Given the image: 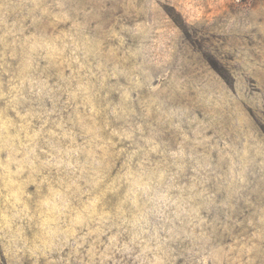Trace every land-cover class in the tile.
Wrapping results in <instances>:
<instances>
[{"label":"rangeland","instance_id":"1","mask_svg":"<svg viewBox=\"0 0 264 264\" xmlns=\"http://www.w3.org/2000/svg\"><path fill=\"white\" fill-rule=\"evenodd\" d=\"M0 264H264V0H0Z\"/></svg>","mask_w":264,"mask_h":264},{"label":"snow or ice","instance_id":"2","mask_svg":"<svg viewBox=\"0 0 264 264\" xmlns=\"http://www.w3.org/2000/svg\"><path fill=\"white\" fill-rule=\"evenodd\" d=\"M116 251H119V249H116Z\"/></svg>","mask_w":264,"mask_h":264}]
</instances>
